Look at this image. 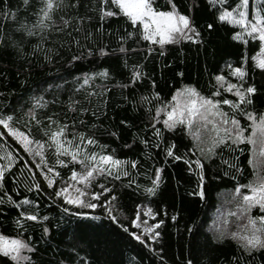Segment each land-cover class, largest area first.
<instances>
[{
	"label": "snow or ice",
	"instance_id": "snow-or-ice-1",
	"mask_svg": "<svg viewBox=\"0 0 264 264\" xmlns=\"http://www.w3.org/2000/svg\"><path fill=\"white\" fill-rule=\"evenodd\" d=\"M203 4L212 19L201 28L195 18L201 0H165L164 4L157 0H22L15 11L10 0H0V50H11L29 64V57L42 55L54 66L65 51L71 53L67 63L119 57L115 68L98 66L75 76L66 101L59 92L51 99L40 94L30 98L26 111L22 104L0 110V142L6 149L0 156V264H38L39 245L47 243L50 235L51 220L40 213V201L22 190L46 194L63 214L60 220L106 218L167 264L163 248L156 245L162 243L160 229L169 212L166 206H152L163 183L164 169L157 166L161 155L163 163L183 162L195 177V188L188 195L201 200L206 196L207 163L218 160L224 166L222 175L231 173L234 185L229 203L235 210L229 215L236 220L233 227L214 233L213 242H234L229 264H252L257 254L264 264V108L257 109L254 103L258 92L254 77L264 76V0H203ZM121 18L124 24L113 28L112 21ZM217 27L228 30L230 39L240 45L235 62L226 60L211 75L207 92L194 83L180 82L162 95L146 68L148 58L153 53L163 58L168 45L203 46L204 32ZM134 55L139 59L133 62ZM176 75L183 81V71ZM146 80L149 87L137 98L135 89ZM115 95L133 110L146 113V121L132 135V143L143 146L138 158L117 157L99 138L98 133L107 132L119 139L118 132L100 123ZM7 99L0 91V104ZM120 124L133 127L127 120ZM177 138L189 144L181 146ZM9 139L30 159L14 153ZM241 155H245L244 163H240ZM65 168L68 174L61 175ZM141 177L147 183H141ZM10 182L14 189L8 187ZM121 188L145 198L146 202L135 204L131 215L115 214ZM96 209L100 215L87 211ZM13 210L15 215H10ZM178 215L173 213L171 221L175 223ZM35 224L42 226L38 239ZM195 227L186 225L185 230L193 234ZM201 260L189 256L182 264ZM80 264L89 262L81 258Z\"/></svg>",
	"mask_w": 264,
	"mask_h": 264
},
{
	"label": "trees",
	"instance_id": "trees-1",
	"mask_svg": "<svg viewBox=\"0 0 264 264\" xmlns=\"http://www.w3.org/2000/svg\"><path fill=\"white\" fill-rule=\"evenodd\" d=\"M164 4L165 0H157ZM12 10L22 4V0H10ZM21 15L23 9L21 8ZM197 24L203 28L206 22H211V13L207 10L201 0V5L195 10ZM124 24L121 18L119 22L113 20L112 27L118 28ZM205 43L203 46L190 42L182 45H168L166 55L161 58L155 53L146 61L147 70L157 80V90L162 95L167 96L173 85L180 82L194 83L203 91L208 90V81L218 68L222 67L226 60L235 62L240 55L241 47L230 39L229 31L225 28L217 27L211 33L204 32ZM113 47L115 44L113 43ZM181 49L183 51H181ZM30 51V49H29ZM70 52H62L56 58L54 66L43 60L42 55L29 57L31 63L24 59L17 58L11 50H0V91H4L8 97L4 104H0V110L7 109V106L23 105L24 110L31 106V97L43 94L46 99H51L54 94L60 93L62 100H67V89L72 87L70 83L75 76L90 73L97 70L98 66H115L119 62V57L103 58L99 60L77 61L67 63ZM139 56H132L131 61H136ZM165 65H168L165 67ZM27 69V71H26ZM183 71V81L176 75ZM7 77L5 79L4 77ZM258 92L254 98L257 109L264 108V76L257 74L254 77ZM69 81V83H65ZM59 86V87H58ZM149 87L146 80L142 85L137 86L135 93H144ZM48 89V91H45ZM130 93L132 89L128 90ZM147 116L143 109L133 110L130 105L122 103L119 95L112 97L108 106L107 117H102L100 123L109 130L118 132L119 139L109 136L107 132L98 133L102 143L114 150L117 157L121 159H135L140 157L143 146L132 143V135ZM121 120L129 121L133 127L126 128L120 124ZM159 126V125H158ZM168 134L165 133V140ZM178 139L179 145L189 144L187 139ZM131 144V147H126ZM8 147L14 151H19L23 158L27 157L15 142L9 139ZM5 144L0 142V156H3ZM183 150V147H181ZM164 157L161 155L157 166L163 167V183L160 186L158 195L154 198L153 207L163 209L165 206L169 212V217H165V224L162 232V243L156 247H162L167 264H182V261L189 256H194L197 260L203 257L200 264H229L230 258L235 253V244L230 239L223 243H214L212 230L213 216L219 206L230 199L229 193L233 188L234 181L229 176H223L224 166L213 160L206 165V182L204 200L197 196L188 195L195 188V177L186 171L183 162L171 161L163 163ZM245 155H241L240 163H244ZM18 167V165H17ZM78 167V166H77ZM16 171V167L13 168ZM61 175L68 174V169H61ZM249 174L248 166H245V176ZM220 177V178H216ZM23 179V177H21ZM243 182L244 177H239ZM141 183H147L143 177ZM119 187V182H116ZM9 188L14 189L11 182ZM51 192V190H48ZM15 195V193L13 192ZM30 198L40 201V213L48 215L51 224L50 235L47 243L39 245L38 264H80L81 258L87 260L89 264H161L158 255H154L147 248L131 240L126 234L115 229L106 218L98 221L79 220L76 217H65L55 206L56 202L49 200L46 194L36 195L35 193H23ZM120 205L115 214L121 216L122 213L131 215L135 204L146 202L142 195L133 193L129 189H120ZM18 198V197H17ZM95 215H100L101 210H87ZM178 212L177 221H171L170 216ZM10 215H15L13 210ZM161 217H157L160 219ZM32 223V222H30ZM195 224L193 234L185 230V226L192 227ZM40 224H35L34 238L41 235ZM261 256L257 254L252 264H260Z\"/></svg>",
	"mask_w": 264,
	"mask_h": 264
},
{
	"label": "rangeland",
	"instance_id": "rangeland-1",
	"mask_svg": "<svg viewBox=\"0 0 264 264\" xmlns=\"http://www.w3.org/2000/svg\"><path fill=\"white\" fill-rule=\"evenodd\" d=\"M234 206L229 203V200L223 202L213 216V225L212 230L214 233H217L221 228L233 227L236 220L235 217L229 215L230 211H234ZM227 221V223H225Z\"/></svg>",
	"mask_w": 264,
	"mask_h": 264
}]
</instances>
